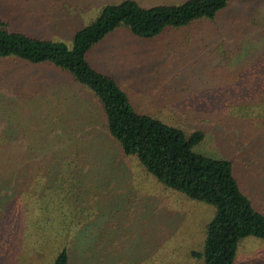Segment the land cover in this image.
I'll return each mask as SVG.
<instances>
[{
	"label": "rangeland",
	"instance_id": "374dc122",
	"mask_svg": "<svg viewBox=\"0 0 264 264\" xmlns=\"http://www.w3.org/2000/svg\"><path fill=\"white\" fill-rule=\"evenodd\" d=\"M119 1L0 0V20L68 47ZM85 59L138 113L203 131L192 151L230 161L264 215V0H227L212 18L154 37L117 27ZM0 138V264H51L61 249L67 264H199L189 251L201 249L213 206L165 188L123 155L97 97L68 72L0 57ZM67 158L80 167L63 166ZM236 250L234 264H264L263 239L245 237Z\"/></svg>",
	"mask_w": 264,
	"mask_h": 264
},
{
	"label": "trees",
	"instance_id": "16d2710c",
	"mask_svg": "<svg viewBox=\"0 0 264 264\" xmlns=\"http://www.w3.org/2000/svg\"><path fill=\"white\" fill-rule=\"evenodd\" d=\"M226 1L184 0L179 4L143 6L136 0H121L106 4L92 21L73 33L68 47L61 41L12 29L5 20H0V57L47 62L68 72L97 97L106 132L118 143L123 155L135 156L141 167L165 188L213 206V216L204 225L201 249L189 251L199 264H234L240 240L248 236L264 240V215L252 207L238 188L230 161L192 151L203 138V131L185 133L138 113L119 85L90 65L85 55L117 27L126 28L137 37H154L167 26L212 18ZM77 165V160L73 162L70 158L63 163L72 168L80 167ZM169 261L167 258L166 262ZM51 264H67L64 249L57 252Z\"/></svg>",
	"mask_w": 264,
	"mask_h": 264
}]
</instances>
